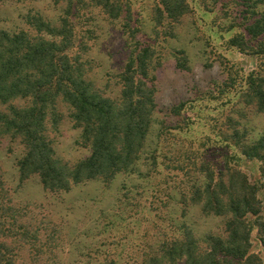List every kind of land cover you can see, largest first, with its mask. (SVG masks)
I'll return each mask as SVG.
<instances>
[{"label": "rangeland", "instance_id": "1", "mask_svg": "<svg viewBox=\"0 0 264 264\" xmlns=\"http://www.w3.org/2000/svg\"><path fill=\"white\" fill-rule=\"evenodd\" d=\"M127 2L141 24L140 36L158 41L154 71L157 111L147 153L137 171L118 176L110 185L89 183L70 193L51 194L44 191L37 177L21 181L18 165L24 148L19 140L0 136V171L7 198L34 219L32 225L41 235L37 264L141 263L140 250L158 242L160 229L168 233L170 216L181 217L176 201H180L189 175L197 176L196 168L203 160L217 170L229 162L252 184L264 185L261 162L241 156L229 141L235 125L247 131L250 144L264 137V115L248 106L244 98L246 78L251 74L264 77V59L230 44L244 34L245 0H187L190 13L173 26L174 33L168 37L164 36L169 35L167 25L155 24L160 0ZM80 4L79 17L73 20L78 34L76 51L88 63V77L94 86L117 100L119 75L131 52L123 21L110 19L92 5L93 0ZM262 9L264 6L259 7ZM66 10V4L54 0H0V29L10 33L30 30L26 17L31 12L56 26ZM180 53L187 58L186 71L177 67ZM58 112L62 121L51 138L57 158L72 167L88 157L90 150L80 145L81 131L74 127L70 108L59 104ZM153 151L158 158L156 169L149 162ZM259 198L264 217V190ZM187 223L198 238L222 235L225 228L223 219L205 218L200 207L190 210ZM251 243L252 254L264 264L257 227ZM20 261L31 264L29 250L22 251Z\"/></svg>", "mask_w": 264, "mask_h": 264}, {"label": "trees", "instance_id": "2", "mask_svg": "<svg viewBox=\"0 0 264 264\" xmlns=\"http://www.w3.org/2000/svg\"><path fill=\"white\" fill-rule=\"evenodd\" d=\"M54 2L67 6L58 25L31 12L26 17L30 30L10 33L0 29V107L5 108L0 111V136L19 140L24 148L18 165L22 182L37 177L44 191L60 194L89 183L110 185L120 175L134 174L144 161L157 111L154 71L158 41L140 36L141 24L127 0H93L92 5L110 19L123 21L130 40L131 52L119 75V99L112 100L89 80L88 63L76 51L78 34L73 20L79 17L82 0ZM244 3V34L231 40V47L264 59V9L259 10L264 0ZM190 9L187 0H160L155 24L167 25L169 35L164 36L168 37ZM79 47L85 52L84 46ZM176 59L178 69L186 71L184 54ZM245 89L246 104L264 115V77L249 75ZM16 101L26 105L13 106ZM59 104L70 108L74 127L81 131L80 145L90 150L88 157L72 167L57 158L51 138L62 121ZM229 138L241 156L261 162L264 178V137L250 144L247 131L235 125ZM149 162L154 169L159 165L156 151ZM195 172L197 176L189 175L180 201L173 200L182 209L181 217L168 218L172 227L164 234L160 229L158 242L140 250L142 262L138 264H263L251 252V236L257 227L264 248L259 198L264 185L252 184L229 162L217 170L203 160ZM7 197L0 171V264H21L25 249L30 251L31 264H37L42 253L40 232L32 225L34 219ZM194 207H200L205 218L223 219V234L196 237L187 223Z\"/></svg>", "mask_w": 264, "mask_h": 264}]
</instances>
